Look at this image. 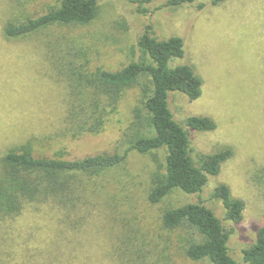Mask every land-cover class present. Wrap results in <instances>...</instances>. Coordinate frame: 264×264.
Here are the masks:
<instances>
[{"label":"rangeland","instance_id":"rangeland-1","mask_svg":"<svg viewBox=\"0 0 264 264\" xmlns=\"http://www.w3.org/2000/svg\"><path fill=\"white\" fill-rule=\"evenodd\" d=\"M58 1L0 0V157L30 140L35 153L42 155L81 158L122 152L132 135L150 134L145 114V127L135 116L141 94L134 86L125 90L100 131L72 137L64 120L68 89L62 67L57 68L67 52H78L73 59L78 67L87 64L88 71L141 60L137 40L149 24L160 39L184 37L186 54L180 61L194 66L203 79V92L195 100L173 92L170 106L182 124L190 115L216 121L211 131L188 129L192 155L197 161L200 153L233 148V157L213 181L229 184L232 194L245 201L244 220L235 226L224 218L221 201L211 198V183L201 195L175 189L162 202L149 203L151 177L164 154L161 150L155 158L132 151L122 167L107 174L108 190L78 213V223L53 202L29 204L14 217L0 216V264H135L137 246L132 247L130 237L136 236L133 243H145L149 250L141 264H213L183 255L186 230H167L161 223L165 207L199 199L231 231L230 254L242 261V250L255 238L254 227L264 222V0L217 5L198 0L178 7L152 0L146 15L127 0H100L98 16L90 24L54 26L19 39L4 37L10 17L34 16ZM200 3L205 4L202 9Z\"/></svg>","mask_w":264,"mask_h":264},{"label":"trees","instance_id":"trees-1","mask_svg":"<svg viewBox=\"0 0 264 264\" xmlns=\"http://www.w3.org/2000/svg\"><path fill=\"white\" fill-rule=\"evenodd\" d=\"M127 1L141 14L150 12L148 4L152 0ZM197 1L168 0L165 5L178 7ZM223 1L212 0V3L217 5ZM204 6L200 3L198 8ZM99 10L100 0H59L57 5L49 6L40 14L10 17L3 26V35L11 40L54 26L87 25L97 18ZM185 44L181 35L156 37L148 24L137 40L144 58L132 60L118 69L85 70L87 64L78 67V61L73 59L78 57V52L72 55L67 52L60 57L57 68L62 67L68 89L64 120L66 131L72 137L100 131L125 90L134 86H139L141 94V105L135 108V116L142 126L145 114L151 133L132 135L122 152H102L81 158L64 157L62 153L36 154L31 140L11 147L0 157V216L14 217L29 204L53 202L78 223V213L108 190L111 182L107 174L122 167L130 152L152 154L156 158V153L162 150L163 163L151 177L149 203L162 202L175 189L201 195L211 183V198L221 201L224 218L239 226L244 220L245 201L232 194L229 184L213 181L221 173L223 164L233 157V148L222 146L200 153L196 161L188 129L211 131L217 123L208 115H190L182 124L170 106L173 92L183 93L190 100L199 98L203 92V79L194 66L180 61L186 54ZM161 223L167 230H186L181 248L183 255L192 260L209 259L213 264H264V222L254 227L255 238L242 250V261L230 254L231 231L202 199L165 207ZM130 239L132 247L137 246L133 249L136 254L133 261L141 264L149 250L145 243H133L138 240L137 236ZM122 255L126 256L125 252Z\"/></svg>","mask_w":264,"mask_h":264}]
</instances>
